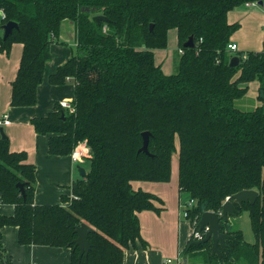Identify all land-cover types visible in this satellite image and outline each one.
Wrapping results in <instances>:
<instances>
[{
	"label": "trees",
	"instance_id": "16d2710c",
	"mask_svg": "<svg viewBox=\"0 0 264 264\" xmlns=\"http://www.w3.org/2000/svg\"><path fill=\"white\" fill-rule=\"evenodd\" d=\"M259 2L264 0H0V54L23 45L12 83L14 108L37 105L51 46L74 24V51L50 84L74 80L75 113L56 102L48 116L31 124L38 135L50 136L53 156H69L83 143L90 150L86 177L72 187L76 198L40 206L36 166L27 153L12 152L8 138H0V204L15 207L12 216L0 214L2 258V229L13 226L21 245L70 248L71 264H123L125 250L147 247L139 214L163 210L155 204H163L158 196L135 190L132 183L170 182L178 152L180 192L197 201L188 219L192 228L200 231L202 215L221 213L237 193L260 194L254 205L233 201L234 217L250 213L255 243H246L241 231L223 222L222 232L233 237L225 242L227 253L213 255L211 241L196 246L192 236L184 255L209 264H264V52L228 51L239 29L228 22L229 12ZM99 15L109 22L98 24ZM8 22L19 28L4 40ZM171 29L184 54L177 72L168 75L154 51L167 47ZM191 37L194 46L185 48ZM235 55L240 65L231 68ZM255 82L260 105L248 112L236 108ZM145 132L151 134L150 155L140 152ZM84 223L95 231L87 260L79 262L76 230Z\"/></svg>",
	"mask_w": 264,
	"mask_h": 264
},
{
	"label": "crops",
	"instance_id": "0c3cea01",
	"mask_svg": "<svg viewBox=\"0 0 264 264\" xmlns=\"http://www.w3.org/2000/svg\"><path fill=\"white\" fill-rule=\"evenodd\" d=\"M259 7H261L259 4H245L228 14V22L239 25V29L231 37V43L237 45L238 52H264V10ZM61 38H65L66 42H75L72 22L66 25ZM52 47L53 45L51 49ZM72 53L73 51L71 54L65 53L66 56L58 64L57 69L49 72L51 58V61L46 64L43 83L38 89L39 101L37 105L24 108L11 106L12 83L15 81L20 67L23 45L14 44L9 54H0V138H2L1 130H3L10 140L11 151L27 153L28 162L36 166L35 204L40 206L62 205L63 197H71L74 183L82 178L79 175L78 166L87 171V159L81 163H75L71 155H51L49 153L50 136L38 135L31 124L35 117L48 116L53 111L56 102L61 103V101H65L63 99L70 100L69 103L74 101L75 85L67 87L48 84L50 76L70 60ZM41 96L44 97L45 104H42ZM55 97L60 99L55 100ZM5 116L10 121L9 125L2 124ZM174 176L178 178V173ZM170 183H163V186L167 188ZM176 184L177 191H175V198L172 200L171 190L160 193L159 187H157L158 183H132L135 190H143L152 194L154 191L159 192L155 195L163 201V204L159 202L155 204L163 210L160 213L144 211L139 214L141 236L147 243V247L143 248L139 245L137 248L125 250L123 264H167L169 260L172 261L170 264H209L201 259L193 258L191 255L185 256L183 253L191 240L193 230H191L190 221H183L181 216L184 200L178 181ZM173 188L172 186L171 189ZM14 213V206L0 204L1 215L12 216ZM2 236L4 256L1 258L0 264H71L72 250L70 248L21 245L19 229L13 226L4 227Z\"/></svg>",
	"mask_w": 264,
	"mask_h": 264
},
{
	"label": "water",
	"instance_id": "95a60500",
	"mask_svg": "<svg viewBox=\"0 0 264 264\" xmlns=\"http://www.w3.org/2000/svg\"><path fill=\"white\" fill-rule=\"evenodd\" d=\"M260 6H263V2L258 3ZM83 11L90 12L91 9L86 8L82 9ZM93 11H96V9H93ZM94 20L98 24L102 23H108L109 19L103 15L95 16ZM19 28V25L15 22H8L2 27L3 30V39L7 40V38L13 33L14 30H17ZM151 30H153V25H151ZM194 46L193 37H191L185 44V48H192ZM240 65V58L239 56H234L230 60L229 66L231 68H236ZM64 117V114H63ZM2 139L8 138L3 130H1ZM150 132L143 133V147L141 148L140 152H143L145 154H149V142H150ZM79 175L82 178L86 177L87 171L85 168L78 166ZM20 188V191L24 198H26V194L24 191V186L22 184L17 185ZM259 192L256 190H245L237 193L236 195L230 197L226 203L223 205V209L221 213H213V212H206L202 215L201 220L199 222V228L200 230H204L206 227L209 228V231L207 232L205 238L202 241H198L193 243L196 246L205 244L207 242H212V253L213 255H219L221 257L222 250L226 251L227 248L225 246V242L227 240L233 239L231 235L225 234L222 232L223 230V222L227 223L230 222V217H233L237 213V209L235 206L236 202L239 206H243L244 204H250L254 205L258 198H259ZM234 201V202H233ZM95 230L91 228L87 224L80 225L76 232L78 234L77 239L75 240V247H79L80 254H79V262L82 260L83 257L87 260L88 255L91 250V244L89 241V236L92 234ZM2 256L0 255V263H1Z\"/></svg>",
	"mask_w": 264,
	"mask_h": 264
},
{
	"label": "rangeland",
	"instance_id": "374dc122",
	"mask_svg": "<svg viewBox=\"0 0 264 264\" xmlns=\"http://www.w3.org/2000/svg\"><path fill=\"white\" fill-rule=\"evenodd\" d=\"M259 9L264 10V7L261 6V7H259ZM74 48H75V42H71V41L66 42L65 38H61L59 42H55L53 44L52 49H51L52 61L50 63V68H52V69L48 68V71L51 72L52 70H56L58 64L61 62V60H63L65 58V56H66L65 53L71 54V52L74 51ZM154 53H155L157 63L162 64V68L166 74L172 75V74H175L177 72V66H178L181 54H180V47H179V43H178V35H177V31L175 29H171L168 32L167 47L164 49H157L154 51ZM235 56H237V55H235ZM48 71H46V73H48ZM48 84L50 86H52L50 84L49 80H48ZM74 85H75V82L73 80L69 83L67 82L63 86L72 87ZM59 99L60 98L55 97V100H59ZM63 100H65L66 102L70 101L68 99H63ZM38 101H39V99H38ZM41 101H42V104H45V99L43 96H41ZM259 105H260V103L258 101V85H257V82L252 83L249 86V91H248V94L246 95V97H244L240 100H237L235 102L236 108H238L242 111H247V112L255 110ZM5 129L7 130V128H5ZM80 146H81V144H79V147ZM178 159H179V156H178V152H177L173 155V162H172L173 175H176L178 173ZM173 175H172V177H173ZM177 181H178V178L174 176L172 182L170 181L171 183L167 182V183H170L169 187H167V188H166V186H163V183H158V186H157V187H159L158 191L160 193H164L166 190H169V191L171 190L170 191V195H171L170 197L172 200H174L175 191H177V189H176ZM146 183H153V182H146ZM172 186L174 187L173 189H171ZM159 192L154 191V195L158 194ZM73 196H74V194L72 192L71 197H69L70 200L74 199ZM182 196H183L182 198L184 200L182 205H184L185 202L188 201V195L183 193ZM64 206L69 207L70 203H65ZM183 210H184V208L181 209V216L183 218V221L189 222L187 219L184 218ZM230 225H231V228L234 232H238V231L242 232L243 239L246 243H255L256 238H255V235H254L253 230H252L250 213L248 211H243L238 216L230 217ZM191 230H193V228Z\"/></svg>",
	"mask_w": 264,
	"mask_h": 264
},
{
	"label": "built area",
	"instance_id": "2783aa9c",
	"mask_svg": "<svg viewBox=\"0 0 264 264\" xmlns=\"http://www.w3.org/2000/svg\"><path fill=\"white\" fill-rule=\"evenodd\" d=\"M247 5H258V3H248ZM228 51L230 52H233V53H236L238 52V47L236 44H233V43H230L228 45ZM180 54L183 55L184 54V51L180 49ZM61 106L62 108H64L65 110H67L68 112L70 113H75V107L72 105V103H69V102H66V101H62L61 103ZM2 124L4 125H9L10 124V121L8 119L7 116H5ZM90 156V150L88 148V146L83 143L81 144V146L77 147L73 153L71 154V158L72 160L75 162V163H81L83 162L85 159H87L88 157ZM73 198L75 199L76 197L73 196ZM196 200L194 199H189L187 202H185L184 205H182V209L184 208L183 210V216L185 219H189V214H190V211L195 207L196 205ZM189 221V220H188ZM209 231V228L206 227L204 230H196L194 227H193V232H192V236L193 238L195 239V241H202L207 232ZM172 263L171 260L168 261L167 264H170Z\"/></svg>",
	"mask_w": 264,
	"mask_h": 264
}]
</instances>
